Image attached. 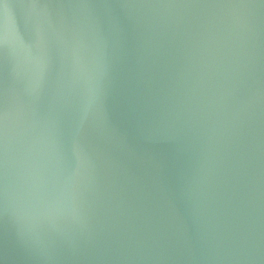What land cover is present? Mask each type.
Masks as SVG:
<instances>
[{"label": "water", "instance_id": "95a60500", "mask_svg": "<svg viewBox=\"0 0 264 264\" xmlns=\"http://www.w3.org/2000/svg\"><path fill=\"white\" fill-rule=\"evenodd\" d=\"M0 264H264V0H4Z\"/></svg>", "mask_w": 264, "mask_h": 264}, {"label": "snow or ice", "instance_id": "6c2138e0", "mask_svg": "<svg viewBox=\"0 0 264 264\" xmlns=\"http://www.w3.org/2000/svg\"><path fill=\"white\" fill-rule=\"evenodd\" d=\"M4 3V0H0V5H2Z\"/></svg>", "mask_w": 264, "mask_h": 264}]
</instances>
